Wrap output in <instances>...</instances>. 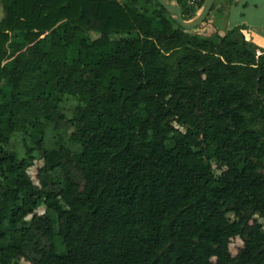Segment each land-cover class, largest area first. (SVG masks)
Masks as SVG:
<instances>
[{"label": "trees", "instance_id": "16d2710c", "mask_svg": "<svg viewBox=\"0 0 264 264\" xmlns=\"http://www.w3.org/2000/svg\"><path fill=\"white\" fill-rule=\"evenodd\" d=\"M1 6L0 264L30 258V216L49 242L32 264H264V50L242 28L185 31L155 0ZM65 94L91 121L49 147Z\"/></svg>", "mask_w": 264, "mask_h": 264}, {"label": "rangeland", "instance_id": "374dc122", "mask_svg": "<svg viewBox=\"0 0 264 264\" xmlns=\"http://www.w3.org/2000/svg\"><path fill=\"white\" fill-rule=\"evenodd\" d=\"M173 3L177 4V0H170ZM149 7V6H148ZM151 9L155 8L154 3H151ZM3 17L2 12V6H1V0H0V21ZM175 19V18H174ZM194 16L192 18H188L187 21L193 20ZM197 31V29H195ZM98 35L96 34H90L91 39H96ZM13 44H15L13 42ZM27 53V51H25ZM76 55V48L73 46L71 48V58H74ZM8 64V62H6ZM63 72V70H62ZM0 88L5 91L6 94L10 93L9 85L6 81H3L0 84ZM53 121L48 124L47 126V146L49 147H57L59 142H63L67 146H71V137L73 136L75 129L77 127H83L84 125L88 124L91 120L88 114V109L86 106L79 101L78 97L76 95H70L65 94L61 97V102L57 105V109L53 111ZM175 127L183 130L181 126L174 123ZM7 149L16 154L19 158H23L25 155L24 146H23V133L22 131L17 132L13 138L10 141L9 146ZM37 159L33 162V164L28 168V175L30 176L33 183L37 186L41 185V181L43 180V173L40 172L41 168L44 166V161L42 156H40L37 153H34ZM213 166L215 168L214 173L216 175L220 174V170L217 169V166L215 163H213ZM73 172V174H76V170L74 167H69ZM57 174H59V171H57ZM37 217H43L46 218L47 216L53 217L52 214H47L46 208L41 205L40 208L36 211ZM227 218L230 221H234L235 217L233 214H228ZM255 220L258 221L263 226L264 229V219L258 218V216H254ZM27 224L29 227H31V232L27 236L26 241L24 243V249L26 253L28 254V257H33L35 255L36 249H43L46 248L49 245V242L45 240V238L42 237L40 228L43 227V224L35 223L34 216H30L27 219ZM242 247V241L240 239H234L231 242L230 250L233 255H236L238 250ZM30 258L22 260L19 264H32L30 261Z\"/></svg>", "mask_w": 264, "mask_h": 264}, {"label": "crops", "instance_id": "0c3cea01", "mask_svg": "<svg viewBox=\"0 0 264 264\" xmlns=\"http://www.w3.org/2000/svg\"><path fill=\"white\" fill-rule=\"evenodd\" d=\"M234 28H242L246 39L264 50V0H215L206 21L195 31L205 37L223 36Z\"/></svg>", "mask_w": 264, "mask_h": 264}, {"label": "water", "instance_id": "95a60500", "mask_svg": "<svg viewBox=\"0 0 264 264\" xmlns=\"http://www.w3.org/2000/svg\"><path fill=\"white\" fill-rule=\"evenodd\" d=\"M162 8H164L176 23L185 31H193L202 26L211 12L215 0H205L199 14L193 20L187 21L184 18L181 7L170 0H155Z\"/></svg>", "mask_w": 264, "mask_h": 264}, {"label": "built area", "instance_id": "2783aa9c", "mask_svg": "<svg viewBox=\"0 0 264 264\" xmlns=\"http://www.w3.org/2000/svg\"><path fill=\"white\" fill-rule=\"evenodd\" d=\"M185 1L191 8H194L197 11H199L202 8L205 0H185Z\"/></svg>", "mask_w": 264, "mask_h": 264}]
</instances>
